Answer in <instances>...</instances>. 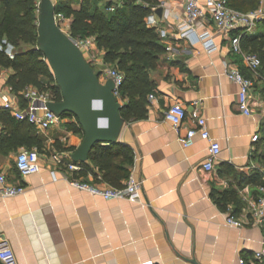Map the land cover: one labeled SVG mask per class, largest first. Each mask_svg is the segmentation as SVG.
<instances>
[{"label":"crops","instance_id":"0c3cea01","mask_svg":"<svg viewBox=\"0 0 264 264\" xmlns=\"http://www.w3.org/2000/svg\"><path fill=\"white\" fill-rule=\"evenodd\" d=\"M51 1L54 7L64 4L77 10L81 0ZM166 1L182 11L179 0ZM260 6L264 7V0ZM158 10L161 17L165 10ZM169 20L173 21L171 15ZM70 21L65 18L66 26ZM257 26L247 32H264V24ZM204 31L214 33V27L200 25L198 32ZM213 39L219 47L212 54L198 42L173 39L175 52H163L149 72L152 86L145 97V115L123 120L116 141L129 149L131 157L121 186L109 184L92 164L91 171L79 174L67 172L51 159L59 154L64 162H73L70 154L82 135L67 129L66 123L75 122L72 116L47 130L34 129L42 139L40 149L32 147L39 154L40 169L35 174L18 176L15 157L23 146L0 150V171L9 182L25 187L21 194L0 197V237L12 248L15 264H238L239 258L250 260L260 249L264 226L247 222L244 216L264 181V78L251 71L241 56L232 54L220 35L214 34ZM97 51L100 61L102 51ZM229 65L238 66L254 82L250 116L238 109L239 86L226 76ZM11 73V68L0 67V96L7 94L16 108L25 109L29 103L24 93L37 90L27 86L14 92L7 83ZM119 102L126 104L127 97ZM174 102L187 112L196 109L205 119L210 138L219 144L210 172L201 168L207 141L199 134L186 148L177 141L195 128L192 120L185 119L178 132L163 120L164 110ZM3 109L0 99V113ZM3 126L0 120V132ZM254 133L259 135L256 142L251 140ZM129 176L142 185L140 200L135 202L105 200L69 184L78 180L122 187ZM228 214L243 220V225L227 224Z\"/></svg>","mask_w":264,"mask_h":264},{"label":"trees","instance_id":"16d2710c","mask_svg":"<svg viewBox=\"0 0 264 264\" xmlns=\"http://www.w3.org/2000/svg\"><path fill=\"white\" fill-rule=\"evenodd\" d=\"M81 0L75 10L70 6L57 4L55 15L70 18L68 34L71 38L92 37L98 50L102 51V63L120 71L123 81L119 92L121 98L127 97V103L120 109L123 120L145 115L146 94L151 90L149 72L154 70L164 52V45L157 33L145 24L151 6L156 0H122L119 7L108 10L114 0ZM233 9L247 12L259 6L260 0H226ZM38 0H0V43L4 39L15 48L13 58L4 52L1 44L0 67L11 68L7 83L16 93L27 86L37 92L49 93L53 102L61 100L57 86L44 54L37 48ZM264 24V20L260 23ZM240 34L243 50L256 55L260 60L257 68L259 77L264 78V32L250 34L245 30ZM74 117L63 113L61 118ZM75 118V117H74ZM0 120L4 126L0 132V150L27 149L42 147V139L35 133V128L26 121L12 117L3 109ZM68 130L83 135L82 129L75 122L66 123ZM72 148H68L71 150ZM89 163H77L79 174L91 171L90 164L102 174V178L113 186H121V181L128 176L131 164L129 149L118 142L94 144L88 154ZM264 163V155H263ZM256 177V175H255ZM261 182V184H263Z\"/></svg>","mask_w":264,"mask_h":264},{"label":"built area","instance_id":"2783aa9c","mask_svg":"<svg viewBox=\"0 0 264 264\" xmlns=\"http://www.w3.org/2000/svg\"><path fill=\"white\" fill-rule=\"evenodd\" d=\"M115 3L108 10H113L119 7L122 0H114ZM182 11L177 10L174 6L167 4L166 0H158L155 5L151 6L150 12L146 17L145 24L148 28L154 29L157 33L160 42L164 45V52L173 54V39H186L190 43H200L207 54H212L218 50V45L213 39L214 34L220 35L224 41L229 43L230 51L234 55H239L243 58L246 66L253 72H257L260 66L259 58L247 53L241 46L240 34L235 32L245 30L251 31L264 20V7L260 6L254 10L242 12L233 9L227 5L226 0H179ZM165 10L163 15L159 17L156 10ZM172 16L173 21L169 20ZM56 22L60 27L65 18L61 14L55 15ZM163 23V24H162ZM212 25L214 33L204 31L198 32V27ZM69 28L68 26H66ZM61 29V27H60ZM62 30V29H61ZM67 36L80 49L84 58L93 66L95 64L104 65L102 59L98 60V51L92 37L86 38H71L67 31ZM5 44L4 52L9 58H13V46L2 40L0 43ZM94 67V66H93ZM105 68H100L96 72H101L106 78H110L114 84L113 95L119 101L121 96L119 92L120 85L123 81V75L117 69L104 65ZM227 78L239 86L237 93V106L240 112L246 116L252 115L250 105V92L253 87V80L245 77L238 66L229 65L226 67ZM24 97L28 100V106L25 109L16 108L7 94H2L0 99L5 110L9 111L10 115L19 121H26L31 124L37 131H44L52 126L58 125L62 118L56 115L48 107L51 100L49 93L25 92ZM149 99L153 100L154 95L149 94ZM163 120L168 122L175 132H178L182 122L189 118L195 124V128L187 130L184 136H178V143L181 147L186 148L193 144V139L196 134H199L202 140L209 143L208 152L205 162L201 168L210 172L213 169V164L217 158L220 147L219 144L212 140L209 132L206 129L205 119L199 115L196 109L187 112L185 107L180 102L171 103L163 112ZM259 139L258 133H254L251 137L253 142ZM51 159L63 164L67 172H77L81 167L74 162H64L59 154H53ZM15 167L20 178L35 174L40 169L39 154L36 149H27L21 147L15 157ZM264 180V166L262 167ZM70 186L76 189L88 191L89 193L101 196L105 200L111 199H127L135 202L140 200L142 185L140 181H136L131 176L125 181L122 187H99L86 182L71 180ZM25 187L20 182H9L6 179L4 172L0 171V197H12L23 193ZM259 195L251 203L250 208L244 216L247 222L253 224L261 223L264 226V183L258 188ZM226 223L232 227H241L243 220L235 218L228 214ZM0 263L15 264V256L12 248L5 238L0 237ZM238 264H264V236L261 240V247L255 250L250 260L239 258Z\"/></svg>","mask_w":264,"mask_h":264},{"label":"water","instance_id":"95a60500","mask_svg":"<svg viewBox=\"0 0 264 264\" xmlns=\"http://www.w3.org/2000/svg\"><path fill=\"white\" fill-rule=\"evenodd\" d=\"M37 44L61 93V100L48 107L58 116L70 113L77 119L83 135L70 158L75 163L86 162L94 144L117 141L124 123L122 104L113 95L114 84L110 78L100 79L101 72L95 71L60 29L51 0L38 2Z\"/></svg>","mask_w":264,"mask_h":264},{"label":"rangeland","instance_id":"374dc122","mask_svg":"<svg viewBox=\"0 0 264 264\" xmlns=\"http://www.w3.org/2000/svg\"><path fill=\"white\" fill-rule=\"evenodd\" d=\"M60 27H61V29H62V31H63L64 33H67L68 28L66 27V24H65L64 22H63V23H60ZM257 27H258V26H257ZM257 27H255L254 30H255ZM84 56H85V58H86V55H84ZM98 58H99V56H98ZM93 66H94L95 71L99 70L101 67H102V68H105L104 65H98V64H95V65H93ZM102 76H104V75H102Z\"/></svg>","mask_w":264,"mask_h":264}]
</instances>
